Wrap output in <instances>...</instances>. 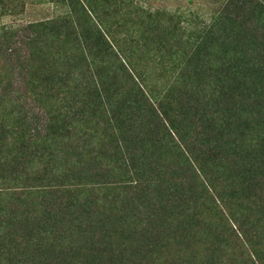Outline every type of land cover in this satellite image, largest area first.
Wrapping results in <instances>:
<instances>
[{
	"label": "trees",
	"instance_id": "trees-1",
	"mask_svg": "<svg viewBox=\"0 0 264 264\" xmlns=\"http://www.w3.org/2000/svg\"><path fill=\"white\" fill-rule=\"evenodd\" d=\"M107 1L0 32V264H264V0Z\"/></svg>",
	"mask_w": 264,
	"mask_h": 264
},
{
	"label": "rangeland",
	"instance_id": "rangeland-1",
	"mask_svg": "<svg viewBox=\"0 0 264 264\" xmlns=\"http://www.w3.org/2000/svg\"><path fill=\"white\" fill-rule=\"evenodd\" d=\"M3 2L4 5L9 6L11 9L9 11L8 8H5L2 4H0V32L4 28H12L15 27H23L25 25L34 23L39 24L43 22H56L60 21V17L69 16L71 13V8L69 9L66 5H63L61 2H58L59 0H0V2ZM43 1V2H41ZM94 5L101 7L100 17L101 19L106 22L111 29L117 33V39L120 38L121 42H123L125 45V48L130 49L131 43H139V41L142 43L143 38L145 37V32L148 31V24L147 23H141L140 16L137 14V10L130 8H126L125 11L121 9V5H118V7L121 9L122 16L121 19L119 18V21L115 22L113 18V12L115 10L114 7H112V4H107V0H93ZM153 2V11L156 12L158 10L161 11L164 6H167L169 9H175V4H178L179 7H182V10L188 11L189 9L195 11V5L190 6L189 0H154ZM135 5L138 6H147V0H134ZM197 3V0H195ZM114 9V10H113ZM139 9V8H138ZM3 11V12H2ZM110 12V13H109ZM129 13V14H126ZM139 12V11H138ZM109 13V14H108ZM187 12L186 14H188ZM194 13V12H193ZM108 14V15H107ZM75 18V14L73 15ZM129 16V17H124ZM94 18V17H93ZM60 19V20H59ZM79 19V18H78ZM96 20H98L95 17ZM94 19V22L96 20ZM75 20V19H74ZM81 23L75 20L74 26H77V31L81 30L82 28L86 27L90 24L89 19L85 16V14L81 15ZM70 23V22H68ZM17 29V28H15ZM28 34L33 36H36L34 32H27ZM28 35V36H30ZM110 41L113 42L112 37L110 36ZM115 48V47H114ZM129 51V50H128ZM140 53V52H139ZM121 54V53H120ZM125 55V54H124ZM126 56V55H125ZM121 57L127 59L128 55L124 57L121 54ZM17 76L14 80H16ZM141 82V79H139ZM23 93V90H21L20 95ZM7 156V155H6ZM87 197V195H83L80 197V199H84ZM43 238V245H46V243L50 244L49 237H41ZM15 249V248H14ZM17 250V249H16ZM19 250V249H18ZM16 251L15 253H21L22 251ZM8 264H11V262H8Z\"/></svg>",
	"mask_w": 264,
	"mask_h": 264
}]
</instances>
